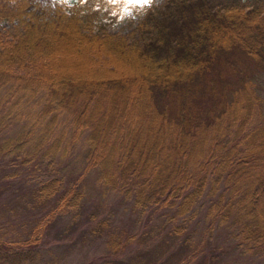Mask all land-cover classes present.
<instances>
[{
    "label": "trees",
    "instance_id": "16d2710c",
    "mask_svg": "<svg viewBox=\"0 0 264 264\" xmlns=\"http://www.w3.org/2000/svg\"><path fill=\"white\" fill-rule=\"evenodd\" d=\"M247 1H168L128 44L90 31L107 0H79L70 16L47 13L42 0H0V19L24 23L16 41L0 43V76L14 77L21 97L43 91L56 108L75 113L74 136L88 130L86 170L98 168L106 184L134 192L139 205L186 203L210 178L236 197L244 190L242 235L264 252V122L249 116L260 90L241 81L204 119L192 100L223 55L264 58V10H246ZM75 199L66 192L56 210ZM42 226L27 241L0 242L5 260L29 261Z\"/></svg>",
    "mask_w": 264,
    "mask_h": 264
},
{
    "label": "rangeland",
    "instance_id": "374dc122",
    "mask_svg": "<svg viewBox=\"0 0 264 264\" xmlns=\"http://www.w3.org/2000/svg\"><path fill=\"white\" fill-rule=\"evenodd\" d=\"M168 1L107 0L90 31L132 44L146 34V17L162 11ZM78 4L41 3L47 13L65 16ZM245 5L246 10H264V0ZM23 33L24 23L0 19V43L16 41ZM245 80L262 97L249 111L251 121L264 122V58L251 60L233 51L216 60L201 80L192 98L200 117L216 100L225 103ZM15 86L14 77L0 76V242L27 241L43 225L36 245L25 248L32 252L30 260L19 264H264V252L242 235L248 220L238 199L244 190L236 197L210 178L201 194L186 203L139 205L134 192L106 184L98 168L86 170L88 130L74 136L75 113L56 108L43 91L21 97L13 92ZM52 182L54 188L44 191ZM70 191L76 195L74 206L56 210ZM7 256L0 246V264H10Z\"/></svg>",
    "mask_w": 264,
    "mask_h": 264
},
{
    "label": "snow or ice",
    "instance_id": "6c2138e0",
    "mask_svg": "<svg viewBox=\"0 0 264 264\" xmlns=\"http://www.w3.org/2000/svg\"><path fill=\"white\" fill-rule=\"evenodd\" d=\"M137 2H144V3H147V2H149V0H137Z\"/></svg>",
    "mask_w": 264,
    "mask_h": 264
}]
</instances>
